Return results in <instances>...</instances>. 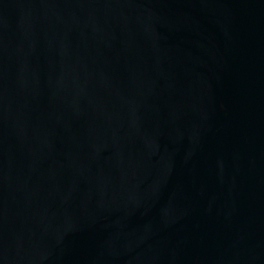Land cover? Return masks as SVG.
Segmentation results:
<instances>
[{"label": "water", "instance_id": "1", "mask_svg": "<svg viewBox=\"0 0 264 264\" xmlns=\"http://www.w3.org/2000/svg\"><path fill=\"white\" fill-rule=\"evenodd\" d=\"M0 264H264V0H0Z\"/></svg>", "mask_w": 264, "mask_h": 264}]
</instances>
